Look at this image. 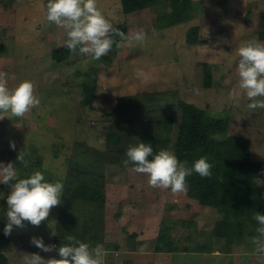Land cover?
I'll return each instance as SVG.
<instances>
[{
	"label": "rangeland",
	"instance_id": "374dc122",
	"mask_svg": "<svg viewBox=\"0 0 264 264\" xmlns=\"http://www.w3.org/2000/svg\"><path fill=\"white\" fill-rule=\"evenodd\" d=\"M46 4L47 0H0V70L8 74L10 88L24 80L33 81L41 100L39 107L23 118L0 113L7 115L0 120V161L14 163L19 178H27L40 170L49 182L61 181L63 203L76 185L75 172L69 174L75 142L105 150L120 97L134 95L136 100L147 99L155 105L164 98L170 104L183 99L207 109L213 116L228 119L227 134L248 141L244 162L223 165L225 181L218 205L228 201L236 204V200V205H242L260 199L264 184V175L263 178L258 175L264 174V109L250 110L247 107L250 101L238 89L237 52L243 42L254 37L264 42V0H187L184 20L170 26L161 25L171 9L169 0L131 12L123 10L121 0H98L106 17L114 25L120 24L126 36L143 28L148 37L143 45L121 41V47L112 48L98 61L79 54L78 49L70 51L65 60L53 58V49L64 45L67 37L62 28L46 20ZM192 29L194 41L190 43ZM206 64L213 74L211 87L204 86ZM137 67L151 71V80L144 83L137 79L134 75ZM233 89L240 95L230 99ZM155 107L158 115L160 111ZM166 109L163 107L161 111ZM10 141L15 142V150L10 147ZM23 149L27 152V167L16 161ZM224 149L225 143L217 144L181 162L191 166L206 156L215 168L223 163ZM134 167L109 163L104 167L105 200L104 207L99 202V208L106 223L112 224L107 228L103 225L107 234L104 238L100 234L96 236L99 244L104 239L111 245L108 237L111 231L112 241L120 242L119 252L126 251L132 244L124 233L128 226L129 230L137 228L136 234L146 238L142 252L134 254L138 259L133 264H237L234 253L223 249L226 254L222 255L211 250L223 246L208 233L219 218L217 207L199 203L190 196L188 187L180 194L151 188L148 177L135 173ZM10 191L9 184L0 183V230H4L7 222L6 197ZM62 203L38 227L28 222L23 228L14 227L8 235V264H23L26 253H35L27 247L33 236L42 237L46 245H53L54 236L50 232L57 229L58 221L66 222L70 218ZM144 212L149 215L144 216ZM158 212L163 215L161 227H158V217H152L154 213L159 215ZM121 218H126L127 226L119 223ZM248 229L243 230L238 240L255 237L248 236ZM170 247L173 250L167 249ZM185 248L189 252H182ZM148 250L150 259L143 256ZM104 252L105 264H111L112 258L117 257L113 247H106ZM51 253H45L44 258ZM239 260L240 264H250L246 253L240 254ZM251 264H256L255 260Z\"/></svg>",
	"mask_w": 264,
	"mask_h": 264
},
{
	"label": "clouds",
	"instance_id": "9594fccd",
	"mask_svg": "<svg viewBox=\"0 0 264 264\" xmlns=\"http://www.w3.org/2000/svg\"><path fill=\"white\" fill-rule=\"evenodd\" d=\"M46 20L65 31V47L73 52L78 49L79 54L97 61L107 56L114 44L118 48L121 47L120 41L143 45L148 38L143 28L126 36L106 17L98 6V0H47ZM115 37L120 39L116 40ZM237 54L238 89L242 90L250 101L247 105L250 110L264 109V42L255 37L247 40L240 45ZM154 70L153 65L152 71ZM134 75L144 83L152 78V72L144 67H137ZM239 95L240 92L233 89L229 98L235 99ZM40 103L33 81L24 80L10 88L8 74L0 70V113H10L11 117L23 118L32 109L39 107ZM5 116L7 115H0V120ZM10 147L16 149L14 141H10ZM26 155L27 152L23 149L16 158V161L25 167L29 163L25 159ZM126 156L124 165L127 166L130 162L134 164L132 170L146 175L149 187L170 190L173 194L187 191V178L193 173L201 178H209L212 175L213 165L206 156H201L188 166L187 162H181L176 154L168 149H161L153 155L152 145L144 142L129 146ZM150 156L153 158L149 159ZM0 183L9 184L11 187L6 197L7 222L3 230L5 236L11 235L14 227L23 228L25 222L38 227L48 219L51 210L62 203L64 184L59 180L49 182L40 170L34 171L27 178H19L14 163L5 164L0 161ZM254 219L258 222L257 235L252 238L255 245L254 254L257 264H264V214L257 212ZM56 235L57 232L53 228L50 236ZM66 239L69 243L61 244L58 249L59 259L45 260L39 253H31L25 255L24 264H105L106 253L102 245L91 248L88 243L76 240L73 236ZM30 243L45 253L53 251L56 247L46 245L42 237L36 236L31 238Z\"/></svg>",
	"mask_w": 264,
	"mask_h": 264
},
{
	"label": "trees",
	"instance_id": "16d2710c",
	"mask_svg": "<svg viewBox=\"0 0 264 264\" xmlns=\"http://www.w3.org/2000/svg\"><path fill=\"white\" fill-rule=\"evenodd\" d=\"M158 1L160 0H121V3L125 12H131L153 5ZM186 1L169 0L171 12L168 11L165 14L162 20L164 23L162 22L161 25L170 26L182 22ZM114 26L123 32L120 24ZM194 33L192 29L188 38L190 43L194 41ZM115 39L120 38L115 37ZM113 48H116L115 44ZM70 51L62 45L53 49L52 56L56 61H62L68 57ZM212 82V70L210 65L206 64L204 86L211 87ZM170 92L172 93V91L168 93ZM168 93L163 96L166 97ZM144 95L149 96L147 93ZM125 97H129L130 100H125ZM136 97L126 95L118 99L109 126L105 150L99 151L85 142H75L69 162V174L75 172L76 185L72 188V194L67 195L62 203L70 218L66 222L60 220L57 223V235L53 237V245L56 246L53 249V258L59 259L58 249L61 244L69 243L66 239L68 236L88 243L91 248H95L100 243L96 237L98 234L104 238L105 220L103 210L99 208V202L103 206L105 200L104 167L108 163L124 164L128 147L138 145L140 142L151 144L153 155L161 149H168L173 151L180 161L188 160L217 144L225 143L222 165L212 168V175L209 178H201L198 174L191 177L187 181L188 192L199 203L217 207L219 218L211 228V232L205 229L212 236L235 237L238 240L242 238L243 230L248 229L247 227L251 228L248 229V236H256L258 222L254 216L257 212L264 214V209L260 205H218L223 165L244 162L248 151V141L241 136L228 135V119L213 116L207 109L193 102L178 99L170 104L167 98H164L158 105H155L147 99L136 100ZM153 106H157L156 110L160 111L158 115ZM163 107L167 108L166 112L161 111ZM152 158V156L149 157V159ZM128 165L135 166L131 162ZM68 178L71 179L70 176ZM134 236L135 233L128 236L133 245H135L132 239ZM106 242L103 239L99 245H102L103 249L118 247L114 244L115 242L111 245ZM8 243L9 236H5L4 231L0 230V264H8ZM196 250L202 251V249Z\"/></svg>",
	"mask_w": 264,
	"mask_h": 264
},
{
	"label": "crops",
	"instance_id": "0c3cea01",
	"mask_svg": "<svg viewBox=\"0 0 264 264\" xmlns=\"http://www.w3.org/2000/svg\"><path fill=\"white\" fill-rule=\"evenodd\" d=\"M223 170V169H222ZM222 174H223V171H222ZM258 175L259 176H261L262 178H263V176L262 175H264V174H260V173H258ZM253 176V175H252ZM251 179L252 178H254V176L253 177H250ZM223 181H225V179H224V174L222 175V179H221V186H222V183H223ZM221 188L222 187H220V195H219V200L221 199ZM262 190H263V194H260L259 193V195H261L260 196V199H257V200H255V201H248L247 203H244V204H242L241 205V203H238V205L239 206H243V205H248V204H258V205H260L263 209H264V206H263V199H264V184H262ZM247 197H248V195H247ZM246 197V198H247ZM249 199H251V198H249ZM248 199V200H249ZM239 200H241L240 198H239ZM243 201V200H242ZM229 203H231V202H227L226 204H223V205H221V206H225V205H236L237 204V200L235 201V203L236 204H229ZM163 204H164V201H163V203H162V206L161 207H163ZM204 206H207V205H204ZM127 209V208H126ZM161 209V211H162V208H160L159 207V210ZM145 213V212H144ZM159 213V212H158ZM127 214L129 215V210L127 211ZM153 214V213H152ZM141 215V217H144V216H148L149 215V213H145V215L143 216V213L142 214H140ZM155 216H157L158 218V223H159V226L158 227H161V225H162V214L161 213H159V215L157 214V213H154L153 214V216L152 217H155ZM140 217V218H141ZM125 222V223H124ZM126 222H127V220H126V218H121L120 219V224H125V226H127L126 225ZM110 224H112L111 222L108 224V221H107V223H106V217H105V222H104V224L103 225H105L106 226V228H107V225L109 226ZM124 227V226H123ZM135 227V226H134ZM134 227H132V228H134ZM205 229H209V228H205ZM124 233H125V235H127V237L131 234V233H129L128 234V232H126V231H132V233H135V236H134V238H132L133 239V241H134V243H135V245H133V244H131V247L130 248H128L126 251H120L119 252V248H120V242L119 241H112V238H111V234H112V232L110 231V234L108 235V237H110V243L111 244H113L114 242V244L115 245H117L118 247H114V246H112L113 248H114V251H115V253H117V257H115L114 259L112 258V262H110L111 264H133V262H135L138 258H135L134 256V254H137L138 252H142L141 251V249H143L142 247H143V244H144V242H143V240L145 239L146 240V238L144 237V235H138V234H136L137 233V228L136 229H130L129 230V228H128V226H127V228L125 229L124 228ZM139 232V231H138ZM105 233L107 234V230H105ZM112 235H114V234H112ZM126 236L124 237L125 239L127 238ZM139 237V238H138ZM252 238L253 237H249L248 239H245L246 241H240V240H237L235 237H225V236H215V241H218V242H222L223 243V246L222 247H220V249L219 248H217V249H214L213 247L211 248V250H212V252L213 253H216V254H219V253H221L222 255L224 254H226V253H224V250L223 249H225V250H227L228 252H232V253H234L235 255H236V258L235 259H233L237 264H240V260H239V257H240V254H244V253H246V254H248V259L250 260V264H251V261H253V260H255V263L257 264V260H256V256H255V254H254V248H255V245L252 243ZM231 239V240H230ZM130 241H131V239H129ZM34 245H32V244H28L27 245V247L29 248H31V249H33V252H35V253H39L40 254V256L42 257V258H44V254H45V252H43V251H41L39 248H37V247H33ZM168 250L169 249H171V250H173V248L172 247H170V248H167ZM222 250H223V252H222ZM253 250V251H252ZM170 251V250H169ZM52 253L50 254V256L49 257H47L45 260H47V259H50V258H53V251H51ZM182 252H189L187 249H183L182 250ZM201 252V251H200ZM144 253L145 254H147V255H144ZM26 254H28V253H26ZM142 255V254H141ZM150 255V253H149V250L148 251H145V252H143V256H149ZM230 256V255H229ZM229 256L227 257V258H229ZM255 256V257H254ZM139 257H141V256H139ZM148 259H150L149 257H147ZM12 261V259H11V257L9 256V262H11ZM11 264V263H10ZM24 264V263H23Z\"/></svg>",
	"mask_w": 264,
	"mask_h": 264
}]
</instances>
